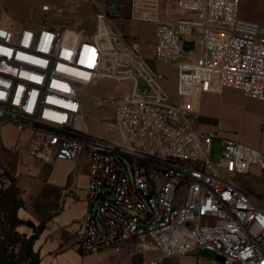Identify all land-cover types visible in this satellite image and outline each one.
<instances>
[{
	"label": "built area",
	"instance_id": "1",
	"mask_svg": "<svg viewBox=\"0 0 264 264\" xmlns=\"http://www.w3.org/2000/svg\"><path fill=\"white\" fill-rule=\"evenodd\" d=\"M240 2L129 0L128 18L155 23L151 55L105 12L92 34L50 20L15 30L0 5V123L25 133L24 150L44 162L88 151L81 255L134 264L153 251L139 264H164L208 249L210 264H264V206L238 182L264 170V150L200 125L204 93L232 87L264 102V25L242 18ZM184 40L200 46L196 59H181ZM152 59L175 65V92ZM102 79L125 91L90 96L95 135L82 90Z\"/></svg>",
	"mask_w": 264,
	"mask_h": 264
},
{
	"label": "crops",
	"instance_id": "2",
	"mask_svg": "<svg viewBox=\"0 0 264 264\" xmlns=\"http://www.w3.org/2000/svg\"><path fill=\"white\" fill-rule=\"evenodd\" d=\"M128 2L129 0H0V5L2 9L5 11L10 10L18 18H23L29 12L55 13L54 10L50 12L42 11L41 7L44 4H49L52 7H62L66 15L64 19L68 20L67 23L70 24L66 26L72 27L73 25H79L81 29L87 20H95L98 12H105L110 17L111 24L115 29L124 33H131L141 40L150 39L153 41L155 23L136 21L128 18ZM240 15L242 18L251 21L262 22L258 19L248 18L243 12ZM53 18L54 20L58 19L57 17ZM46 20L51 19L47 17ZM140 43L141 50L145 54L151 55L152 48L143 45L142 41ZM151 64L167 78L169 85L172 83L175 84L177 73L173 63L152 59ZM163 68L166 69L164 70ZM169 76H172V80ZM109 81L113 82L112 80ZM114 84L116 85V83ZM115 93L114 90L113 94ZM231 93L237 94L240 99L231 97ZM223 95H225L224 98H222ZM205 98L212 101L211 106L208 107L204 104L203 101ZM245 99L252 102L253 106L249 107L245 105ZM200 105L202 112L200 125L203 129H219L221 136L235 138L264 150V145L261 147L259 143L262 139V142H264L262 135L264 102L262 100L250 97L240 89L226 87L221 92H207L202 94ZM207 115L218 118V127L207 125L202 121V117ZM247 115H252L254 120L253 124L250 125L251 127L249 126L250 129L248 128V133H245V116ZM241 127L244 128L241 136L242 139L238 136V130ZM8 128L15 131V136L21 137V148L24 150L26 134L19 133L12 123L1 125V130ZM233 130H236V132ZM257 133H259V136L261 135V140L257 139L259 137H257ZM99 135H102V131ZM5 145L7 147L15 146L16 141L15 139L8 141ZM78 162H80V165H78ZM31 169L37 171L42 176L41 178L44 179V182L42 180L41 183L43 189L46 185L56 189L53 193L50 191L46 192L44 189V192L48 193L51 199L50 201H52V206L49 208L46 216L49 217L51 215L52 217L47 221L45 230L36 242V246L41 248L43 256L42 264H89L77 256L75 252L77 250L73 247L74 241L82 231V216L88 208L84 200L89 174L88 151L82 150L76 160L44 162L35 159L31 162ZM32 219L39 222L42 216L38 215V217ZM103 254L107 255H105L106 257L103 260L108 259L109 264H118L121 260L120 256L112 252ZM174 258L180 260H197L198 256L197 254H191ZM102 261L99 264H102Z\"/></svg>",
	"mask_w": 264,
	"mask_h": 264
},
{
	"label": "rangeland",
	"instance_id": "3",
	"mask_svg": "<svg viewBox=\"0 0 264 264\" xmlns=\"http://www.w3.org/2000/svg\"><path fill=\"white\" fill-rule=\"evenodd\" d=\"M4 23L12 27V29H18L22 26H31L37 27L41 23L46 21V18H50L51 23H56L61 25L62 27H66V25H70L67 23L68 20H65V13L56 14V13H34L29 12L23 18H18L16 15L11 12L10 10L5 11ZM243 12L248 18L250 19H258L264 24V0H241L240 2V14ZM241 16V15H240ZM52 17V18H51ZM53 17H57V20H54ZM67 23V24H66ZM137 26V25H135ZM72 29L75 31L84 30L89 34H92L96 29V21L89 19L87 22L83 24V28L79 25H73ZM133 33V32H132ZM132 37H137L132 35L131 33H127ZM191 38L196 39L197 44L199 43L200 35L194 34ZM140 39V38H139ZM143 45L152 48L153 41L150 39L141 40ZM200 46L197 45L195 49L191 51H182L181 59L183 60H194L200 54ZM164 70L166 68H163ZM173 74V72H172ZM172 80V76H169ZM164 82L167 83V78L164 77ZM173 92L176 90V81L175 84L172 83L168 86ZM124 92L125 88L123 84L115 85L113 82L109 80H98L91 85L86 86L83 91V100H84V112L86 116V120L90 131L95 134L99 135L103 127L99 124L98 121V114L95 110L92 102L89 100L91 95L94 94H101V95H112L113 92ZM225 95L222 96L224 98ZM231 97L239 98L237 94L231 93ZM204 104L208 107L212 105V101L210 99L205 98ZM245 105L252 107L253 104L249 100L245 99ZM218 118L212 116H204L202 117V121L207 125L217 126L218 125ZM253 117L252 115L245 116V133H248V128L250 129V125L253 124ZM0 123V182L3 181L5 184H8L10 181L8 177L16 178L17 182L21 188V196L23 197L24 201L26 202V207H22L19 211L20 216L25 218H36L38 215L44 217L48 214L49 208L52 206V201L48 196V193L44 192H55L56 189L50 186H45L44 189L41 186L42 176L38 174L37 171L31 169V162L36 158H33L30 154H28L22 147L21 137L15 136V131L11 129H2L1 130ZM250 126V127H249ZM218 127V126H217ZM220 133L219 129H216ZM236 132V130H233ZM244 132V128H240L238 130V136L242 139V133ZM259 133H257V137ZM17 137V138H16ZM16 141V145L12 147H7L5 144L8 141L14 140ZM261 140V135L257 138ZM258 140V141H259ZM263 141V139H262ZM259 142L260 146L263 147L264 142ZM86 150V148L84 149ZM80 165V162H78ZM238 182L243 185L250 194L262 205L264 206V170H261L259 167H253L252 172L247 175H243L238 178ZM46 194V195H45ZM46 197V198H44ZM24 230V227L21 228ZM74 252V251H73ZM77 256L81 257L83 261H87L89 264H99L103 258L106 256L104 254H90V255H81L75 251ZM159 252H147L145 255H135L131 258V261L134 264H139V262L145 256H155L158 255ZM88 256V257H87ZM197 260H180L174 257H169L164 259V264H210V260L216 257V253L208 250V249H199L197 252ZM46 257V255H45ZM122 260H127L129 257L121 256ZM120 261V262H121ZM54 262V260H52ZM120 262L118 264H120ZM78 264V263H77Z\"/></svg>",
	"mask_w": 264,
	"mask_h": 264
},
{
	"label": "trees",
	"instance_id": "4",
	"mask_svg": "<svg viewBox=\"0 0 264 264\" xmlns=\"http://www.w3.org/2000/svg\"><path fill=\"white\" fill-rule=\"evenodd\" d=\"M6 178L8 184L0 182V264H42L36 242L52 216H44L39 222L20 216V209L27 204L17 179Z\"/></svg>",
	"mask_w": 264,
	"mask_h": 264
},
{
	"label": "water",
	"instance_id": "5",
	"mask_svg": "<svg viewBox=\"0 0 264 264\" xmlns=\"http://www.w3.org/2000/svg\"><path fill=\"white\" fill-rule=\"evenodd\" d=\"M195 49V40H184L183 41V50L189 51Z\"/></svg>",
	"mask_w": 264,
	"mask_h": 264
},
{
	"label": "snow or ice",
	"instance_id": "6",
	"mask_svg": "<svg viewBox=\"0 0 264 264\" xmlns=\"http://www.w3.org/2000/svg\"><path fill=\"white\" fill-rule=\"evenodd\" d=\"M89 66H91V65H89ZM0 82H2V81H0ZM31 109L29 108V111H30Z\"/></svg>",
	"mask_w": 264,
	"mask_h": 264
}]
</instances>
